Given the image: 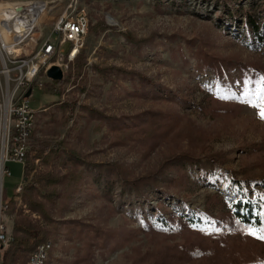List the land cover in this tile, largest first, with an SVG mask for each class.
Instances as JSON below:
<instances>
[{
    "label": "rangeland",
    "instance_id": "rangeland-1",
    "mask_svg": "<svg viewBox=\"0 0 264 264\" xmlns=\"http://www.w3.org/2000/svg\"><path fill=\"white\" fill-rule=\"evenodd\" d=\"M34 1L49 9L37 44L74 6L89 26L80 70L73 63L61 82L31 92L28 159L8 163L3 180L7 237L15 223L39 230L52 244L44 264H264V244L230 226L229 203L244 197L225 188L232 178H264V99L253 74L264 70V29L255 42L243 18L264 24V0H0ZM218 62L230 77L221 75V86L210 68ZM184 154L203 166L216 156V177L199 167L185 174ZM153 174L122 192L125 180ZM33 182L37 211L23 198ZM162 205L164 219L196 212L218 228H144L140 218L157 217Z\"/></svg>",
    "mask_w": 264,
    "mask_h": 264
},
{
    "label": "built area",
    "instance_id": "built-area-1",
    "mask_svg": "<svg viewBox=\"0 0 264 264\" xmlns=\"http://www.w3.org/2000/svg\"><path fill=\"white\" fill-rule=\"evenodd\" d=\"M44 4L17 5L12 7L18 16V26H9L5 20V7L0 12V250L6 244L7 235L1 223L3 212V180L10 175L8 163H22L30 148L28 137L30 118L34 113L30 109L28 91L43 90L47 84L55 82L47 78L51 67L61 70L65 78L74 63V57L81 53V47L87 36L89 24L85 23V11L76 12L74 6L70 13L62 14L54 23L50 35L45 37L44 45L32 55L26 64L11 65L3 60V53H26L31 45L35 29L37 10ZM68 45V49H63ZM45 79L42 80V79ZM22 185L16 187L20 192ZM47 242L33 253L26 264H38L46 258Z\"/></svg>",
    "mask_w": 264,
    "mask_h": 264
},
{
    "label": "trees",
    "instance_id": "trees-1",
    "mask_svg": "<svg viewBox=\"0 0 264 264\" xmlns=\"http://www.w3.org/2000/svg\"><path fill=\"white\" fill-rule=\"evenodd\" d=\"M224 3L229 0H223ZM264 11V6L261 7ZM254 14L250 15L245 13L243 18L245 19L247 25L252 30L255 42H261L262 29H264V24L261 26L254 20ZM100 30L105 29V23L101 22L97 26ZM83 58L79 55L75 59L74 63L77 70H80L83 65ZM218 75V86H221L223 78H230L228 73H221L222 64L218 62L217 65H211L210 67ZM257 88L261 90V97L264 99V91H262V86L260 84L261 77H264V70L255 68L253 71ZM223 75V78L222 76ZM222 78V80H221ZM72 106L66 105L65 110H68V113L72 112ZM29 153V151H28ZM28 153L26 155V161L28 159ZM181 157V169L185 170V174H189V171L192 170V167H199L202 169V172L205 176L214 178L216 177V169L218 167L217 157L212 155L206 157V166H203L199 163V158L192 155H179ZM25 161V162H26ZM184 165L185 168H184ZM188 167V169H186ZM26 169L24 166L23 177L26 178ZM155 174L148 176L142 180L135 182L124 181L122 185V192L128 191V186L133 188L134 185L142 184L144 182L153 181ZM48 177H39V183L42 184L43 179L45 182L49 181ZM257 185L256 189H252L253 198H249L247 190L253 186ZM37 183H32L24 188V201L25 204L32 210H38L36 208L37 203L32 199V193L35 191ZM225 188H229L232 192L242 195L243 200L237 199L232 203H229L230 213H228V218L230 219V226L237 227L244 232L252 233L256 238L262 234L261 229H264V178L259 180H235L231 179L230 181L225 182ZM131 192V190H130ZM132 192L135 193L133 190ZM39 212V211H38ZM163 212H165L164 205L159 208V214L157 217H141L140 221L145 225L144 228L156 231L158 233H173L180 230H193V231H206L209 229L218 228V225H215V222L205 214H197L196 212H191L189 216L187 215H171L167 219L162 218ZM230 227L227 229L229 230ZM20 235H19V234ZM41 232L34 227L25 224V223H15L13 227V232L11 234V239L3 246L0 250V264H14L20 259H23L26 263L29 255L33 251L36 245L46 242V239L41 238ZM258 239V238H257ZM260 243L264 244V240L258 239ZM23 257V258H22Z\"/></svg>",
    "mask_w": 264,
    "mask_h": 264
},
{
    "label": "bare ground",
    "instance_id": "bare-ground-1",
    "mask_svg": "<svg viewBox=\"0 0 264 264\" xmlns=\"http://www.w3.org/2000/svg\"><path fill=\"white\" fill-rule=\"evenodd\" d=\"M35 4H44L41 6V8L39 10H37V16H36V20H35V29H36L37 25H38V21L40 19V16L42 15V13L46 9L47 10H49V9H48L47 3H44L41 1L29 2L26 5H35ZM4 7H5V20H7L8 25L9 26H18V16H17L16 10L14 8H12V7H17V5L11 6L8 2H0V12L3 10ZM81 11H85V10L81 9ZM85 23L88 24L87 15H85ZM35 31H34V33H35ZM34 33H33V35H34ZM43 45H44V39L39 40V43L37 44V43H35V41L33 40V37H32L31 45H29V47L26 48V53H18L16 55H13L12 53H3V60H5L8 63H11V65L26 64L27 60H32V55H35V53H37V50L41 49V47H43ZM78 55H79V53H77V56ZM76 58L77 57H74V61ZM35 115H36V112H34L32 115V118H30V124L28 127V137H32V134L34 132ZM18 193H20V192H15V197L13 199L14 201L16 200L15 198H16ZM7 204H8V201L4 202L3 211L7 209ZM8 241H9V237H7L6 243ZM43 243L44 242L35 246V248L33 249V251L30 254L29 259H32L33 253L38 252V250H40ZM5 245L6 244H4L3 246H5ZM3 246H1V248ZM51 246H52V244L48 241L47 242V249H46V258H41V261L38 264H44L45 263V260L47 259V253L51 249Z\"/></svg>",
    "mask_w": 264,
    "mask_h": 264
},
{
    "label": "water",
    "instance_id": "water-1",
    "mask_svg": "<svg viewBox=\"0 0 264 264\" xmlns=\"http://www.w3.org/2000/svg\"><path fill=\"white\" fill-rule=\"evenodd\" d=\"M47 78L50 79L53 82H61L63 79V74L61 72V70L57 67H51L48 71H47ZM30 91H28L26 93V97L30 96Z\"/></svg>",
    "mask_w": 264,
    "mask_h": 264
},
{
    "label": "snow or ice",
    "instance_id": "snow-or-ice-1",
    "mask_svg": "<svg viewBox=\"0 0 264 264\" xmlns=\"http://www.w3.org/2000/svg\"><path fill=\"white\" fill-rule=\"evenodd\" d=\"M260 84L262 86V91H264V77H261ZM260 117L261 119H264V104L261 106V111H260ZM262 234L258 236V239L264 240V229H261Z\"/></svg>",
    "mask_w": 264,
    "mask_h": 264
}]
</instances>
